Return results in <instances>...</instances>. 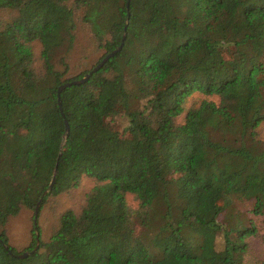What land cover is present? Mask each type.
I'll return each instance as SVG.
<instances>
[{"label":"trees","instance_id":"16d2710c","mask_svg":"<svg viewBox=\"0 0 264 264\" xmlns=\"http://www.w3.org/2000/svg\"><path fill=\"white\" fill-rule=\"evenodd\" d=\"M126 2L0 0V264H264V0Z\"/></svg>","mask_w":264,"mask_h":264},{"label":"rangeland","instance_id":"374dc122","mask_svg":"<svg viewBox=\"0 0 264 264\" xmlns=\"http://www.w3.org/2000/svg\"><path fill=\"white\" fill-rule=\"evenodd\" d=\"M86 35V30L80 27L77 29L76 44L73 50L74 57L77 56V53H79V50L83 44V38L86 37ZM74 61L75 58L72 62ZM83 64H85L86 67H89L90 62L83 61ZM124 123L125 119L121 112H118L115 115L112 114L107 118V124L111 129L110 131H120ZM58 199L59 200L55 201L54 204L52 203V200L45 204L38 217V225L40 227L41 238L43 240L49 239V235L54 225L57 213L63 208L70 206L71 201L68 199V196L59 197ZM52 205H55V208H52ZM32 215L33 211L31 209L23 208L17 215L9 217L5 224V229L9 236V243L15 246L17 249H23L30 243Z\"/></svg>","mask_w":264,"mask_h":264},{"label":"water","instance_id":"95a60500","mask_svg":"<svg viewBox=\"0 0 264 264\" xmlns=\"http://www.w3.org/2000/svg\"><path fill=\"white\" fill-rule=\"evenodd\" d=\"M129 2H130V0H127V2H126V6H127V7H128V5H129ZM125 30H126V26H124V33H123V36H122V41H121V43H120L115 49L111 50V51L108 52L106 55H104V56L102 57V59H101L96 65H94L91 69H89L87 72H85L81 78H79V79H75V80H71V81H67V82H63L62 84H60V85L58 86V88H57V102H58V105H59V108H60V111H61V114H62V115H63V113H62V109H61L60 92H61L65 87H67V86H69V85H78V84H82V83H84L85 81H87L88 78L90 77V75H91L93 72L99 70V69L103 66V64H104V63H105V62H106L111 56H113L114 54H116L117 52H119V51L121 50V48H122L123 41H124V38H125ZM68 132H69V127H68V123H67V121L65 120V136L68 135ZM53 182H54V178L52 177V180H51V182H50L49 188L52 186ZM46 192H47V191H45V192L43 193V195L46 194ZM39 205H40V200L37 202L36 207H35V209H34V220H33L34 224H36V222H37ZM37 238H38V233H37V235H36V244H35L34 248H33L31 251H29V252H28V251H24V252H22L21 254H19V257H26V256H28V255H30V254H32V253H34V252L37 251V249H38V247H39V242H38V239H37Z\"/></svg>","mask_w":264,"mask_h":264}]
</instances>
